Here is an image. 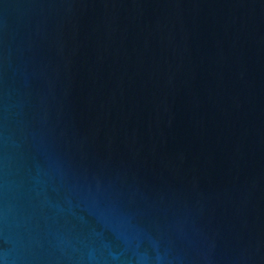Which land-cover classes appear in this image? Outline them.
I'll return each instance as SVG.
<instances>
[{"label": "water", "instance_id": "obj_1", "mask_svg": "<svg viewBox=\"0 0 264 264\" xmlns=\"http://www.w3.org/2000/svg\"><path fill=\"white\" fill-rule=\"evenodd\" d=\"M0 264H264V0H0Z\"/></svg>", "mask_w": 264, "mask_h": 264}]
</instances>
